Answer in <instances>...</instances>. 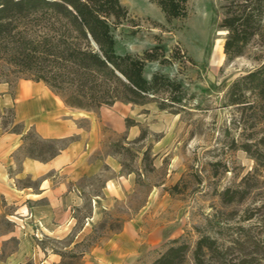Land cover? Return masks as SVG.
Returning a JSON list of instances; mask_svg holds the SVG:
<instances>
[{"label": "rangeland", "instance_id": "rangeland-1", "mask_svg": "<svg viewBox=\"0 0 264 264\" xmlns=\"http://www.w3.org/2000/svg\"><path fill=\"white\" fill-rule=\"evenodd\" d=\"M121 4L127 17L120 22L110 19L116 54L141 58L159 46L145 63L144 77L151 80L155 74L166 75L178 89H163L142 106L117 102L80 118L84 128L90 126L87 117L99 127V147L90 160L110 156L112 164H106L98 175L80 180L84 204L74 212V226L61 236L34 237L32 245L42 252L29 255L24 264L104 263L114 260L120 249H128L133 238L142 250L138 256L125 254L126 259L133 264L140 258L139 263L145 264L158 256L169 238L182 236L193 246L200 235H213L214 219L235 226L240 216L229 215L231 211L264 200L260 194L264 192V148L259 143L264 138V104L242 114L227 98L235 80L264 66V38L253 41L244 56L230 62L223 48L226 32L220 28L224 0H188L184 16L178 18L167 17L154 0H121ZM18 30L36 39L71 29L61 17L39 14L20 20ZM35 77L20 72L7 54L0 53V82L8 81L13 92L21 82L29 83ZM183 94V102L173 106L171 97ZM162 104L168 110H162ZM13 118L11 110L0 109V121L8 123V129L13 128ZM127 119L133 126L122 130ZM27 135L13 176L28 149L61 148L67 143L43 142L33 132ZM245 143L253 146L251 153L243 150ZM252 154L261 159L255 160ZM256 171L261 192H253L243 206L224 205L221 193L238 189ZM107 182L117 184L121 191L113 206L88 225L92 196H104ZM16 184L37 185L29 178ZM13 228L0 215V235ZM124 233L127 238L122 239ZM18 244L16 238L4 242L0 263L6 262Z\"/></svg>", "mask_w": 264, "mask_h": 264}, {"label": "trees", "instance_id": "trees-1", "mask_svg": "<svg viewBox=\"0 0 264 264\" xmlns=\"http://www.w3.org/2000/svg\"><path fill=\"white\" fill-rule=\"evenodd\" d=\"M187 1L154 0L169 18L184 16ZM223 11V48L231 62L244 56L253 41L264 38V0H224ZM39 14L61 17L71 30L36 39L18 30L20 20ZM127 15L121 0H0V53L7 54L20 72L34 74L35 79L29 80L44 83L70 108L93 111L117 102L142 106L163 89H178V84L166 75L155 74L151 80L144 77L145 63L159 46L141 58L116 54L110 19L120 22ZM0 83L10 85L8 81ZM184 98V94L174 96L171 102L173 106L181 104ZM227 98L229 105L242 114L263 105L264 66L235 80ZM160 108L168 110L164 104ZM3 126L14 133L22 130L20 124H14L12 129H8V123L3 122ZM126 126L132 127L133 122L127 119ZM259 143L264 148V138ZM67 146L68 142L61 148L34 146L26 157L47 162ZM252 147L245 143L243 150L251 153ZM259 180L257 171L248 174L238 189L228 188L221 193L223 204L243 206L253 192L260 191ZM229 215H239L240 221L231 226L214 219L213 235H200L193 246L182 236L172 239L150 264H264V200Z\"/></svg>", "mask_w": 264, "mask_h": 264}, {"label": "crops", "instance_id": "crops-1", "mask_svg": "<svg viewBox=\"0 0 264 264\" xmlns=\"http://www.w3.org/2000/svg\"><path fill=\"white\" fill-rule=\"evenodd\" d=\"M12 90L9 84L0 83V109L11 110L14 113L13 124L22 126L19 133H14L6 130L3 121H0V215L14 227L8 234L0 235V248L11 238H16L19 244L6 262L0 264H24L29 255L42 252L38 246L32 245L34 237L61 236L68 232L75 224L74 212L84 204L78 183L85 177L98 175L106 164H112L110 156L90 160L99 147V127L89 117V128L82 127L79 121L91 111L66 106L42 82L23 81L15 92ZM130 128H127L126 122L123 123L122 130ZM131 130L135 132L133 128ZM31 131L44 141H67L68 146L47 162L25 156L13 176L12 168L17 155L23 150L24 136ZM26 178L36 182V187H19L16 184ZM120 191L117 184L107 182L104 196H92V214L88 225L91 222L94 224L102 211H108L113 206ZM125 238L127 233L123 234L122 239ZM140 244L136 239H130L129 248L120 249L114 260L110 258L104 263L94 264H131L125 254L138 256L142 250ZM139 259L136 258L133 264H140ZM155 259L153 257L145 264Z\"/></svg>", "mask_w": 264, "mask_h": 264}, {"label": "bare ground", "instance_id": "bare-ground-1", "mask_svg": "<svg viewBox=\"0 0 264 264\" xmlns=\"http://www.w3.org/2000/svg\"><path fill=\"white\" fill-rule=\"evenodd\" d=\"M212 50V49H211ZM210 52V51H209ZM209 55V54H208ZM206 57H207V55H206ZM209 59V58H208Z\"/></svg>", "mask_w": 264, "mask_h": 264}]
</instances>
